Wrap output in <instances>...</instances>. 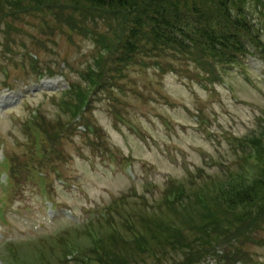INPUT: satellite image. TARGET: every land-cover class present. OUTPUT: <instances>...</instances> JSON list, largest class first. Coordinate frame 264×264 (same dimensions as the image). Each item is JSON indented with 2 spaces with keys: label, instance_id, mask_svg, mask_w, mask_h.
<instances>
[{
  "label": "rangeland",
  "instance_id": "rangeland-1",
  "mask_svg": "<svg viewBox=\"0 0 264 264\" xmlns=\"http://www.w3.org/2000/svg\"><path fill=\"white\" fill-rule=\"evenodd\" d=\"M253 17L258 21L257 14ZM43 20L35 12L23 14L10 28L0 27V161L8 152L15 187L11 196L5 192L7 170L0 166V264H81L71 254L67 258L68 245L90 254L95 242L77 226L93 220L99 209L115 214L121 199L132 212V226L141 242L157 252L146 253L143 246L133 244L128 226L117 218L116 227L103 221L94 224L113 257L130 264H218L211 255L204 261L200 256L189 259L184 247L173 243L158 247L151 233L153 221L178 224L190 234L192 218L204 215L199 208L204 194L235 190L228 181L239 177L256 154L233 138L250 139L257 150L264 139V60L250 54L233 64H219L215 82L210 75L200 81L199 68L186 61H173L179 71H158L149 62L136 65L110 89L92 91L88 111L73 118L61 93L53 92H60L58 85L67 90L71 81L85 83L79 71L94 68L95 46L85 34L70 38L66 31H43ZM100 26L108 30L104 22ZM262 35L264 39L263 30ZM31 52L42 66L55 70L53 76L37 80L28 57ZM24 99L38 110L41 129L54 134L65 129L49 166L34 156L36 144L27 127L33 120ZM85 118L99 127L96 134L80 129ZM69 122L75 130H66ZM45 141L42 146L48 145ZM126 158L133 161L135 182L129 179ZM35 168L46 170L48 183L44 178L39 181ZM174 181L184 184L185 192H180L187 207L170 212L165 198ZM42 183L50 191L48 198ZM221 202L224 205L225 200ZM209 207L218 210L217 204ZM233 209L237 217L246 213L240 206ZM254 223L264 239V217ZM258 233L251 238L259 239ZM246 248L253 261L264 264L263 245L254 241Z\"/></svg>",
  "mask_w": 264,
  "mask_h": 264
},
{
  "label": "trees",
  "instance_id": "trees-1",
  "mask_svg": "<svg viewBox=\"0 0 264 264\" xmlns=\"http://www.w3.org/2000/svg\"><path fill=\"white\" fill-rule=\"evenodd\" d=\"M32 12L45 13L41 29L46 31L48 28L52 34L61 30L66 31L70 38L74 34H85L89 38L93 32L94 68L84 70L88 87L79 86L65 99L73 117L87 107L90 91L103 87L110 89L111 83H120L131 67L139 65L142 60L168 56L166 52H173L174 48L180 50V53H175L178 56L199 59L213 55V60L227 58L234 61L249 53L264 59V0H0V27L5 22L9 26L23 18V14ZM253 14L259 16L258 21ZM102 21L108 30L101 29ZM67 125L69 130L70 123ZM59 130L64 133L65 129ZM60 132H55L56 137ZM46 133L54 138L53 130H46ZM259 144L251 164L239 177L228 181L234 191L204 195L205 200L201 201L204 206H199L204 215L200 213L199 220L192 218L190 234H186L178 224L152 219L151 233L157 240L156 245H180L189 253V259L200 256L201 261L215 255L217 246L222 245L225 252L221 260L225 264H236L240 260L250 263L252 259L246 245L258 233L254 220L264 217L263 138ZM222 200H225L224 205ZM213 203L218 205V210L209 207ZM234 206L246 210V215L237 217L233 212ZM127 221L129 229L134 230L131 219ZM149 227L148 224L147 233ZM133 234V244L140 243L142 237H138V233ZM258 236H261L260 232ZM236 238L240 246L236 245ZM95 241L94 249L105 247L103 237ZM74 248L71 246V250ZM104 250L98 264L119 261L106 248Z\"/></svg>",
  "mask_w": 264,
  "mask_h": 264
}]
</instances>
